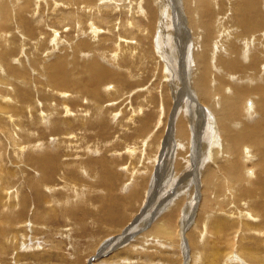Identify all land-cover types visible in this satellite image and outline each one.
<instances>
[{"label": "rangeland", "instance_id": "1", "mask_svg": "<svg viewBox=\"0 0 264 264\" xmlns=\"http://www.w3.org/2000/svg\"><path fill=\"white\" fill-rule=\"evenodd\" d=\"M86 1L99 3L94 14L110 17L108 22H96ZM139 1L144 17L138 15L136 29L121 24L127 0H0V51L7 49L10 69L29 70L27 80L13 79L0 63V264H264V148L256 154L242 144V178L231 182L221 168L229 150L225 145L223 151L212 111L198 106L192 87L203 25L194 26L183 0ZM105 2L115 7L113 13L104 10ZM209 2L216 13L211 58L225 43L229 55L223 59L243 61L248 44L240 27L229 22L241 0ZM257 2L264 19V0ZM20 17L31 32L27 40ZM252 53L264 58V29L255 35L249 58ZM60 63L68 94L42 98L33 82L37 71ZM210 64L212 100H220L218 75L224 78L223 94L239 100L240 119L229 122L236 126L233 133L264 123L257 95L239 99L241 91L264 83L253 84L221 65L216 69L213 58ZM260 68L263 77L264 64ZM101 71L105 78L96 77ZM22 80L28 83L20 87ZM83 86H89L86 93ZM23 92L32 95L19 103L15 98ZM180 120L188 123L189 136L178 142ZM45 154L53 164L31 163ZM206 167L213 171L209 190L201 178Z\"/></svg>", "mask_w": 264, "mask_h": 264}, {"label": "bare ground", "instance_id": "2", "mask_svg": "<svg viewBox=\"0 0 264 264\" xmlns=\"http://www.w3.org/2000/svg\"><path fill=\"white\" fill-rule=\"evenodd\" d=\"M27 1V0H26ZM29 1V0H28ZM63 3L66 1V0H62ZM128 2L130 0H127ZM137 1L139 0H134V2L136 3ZM182 1V0H181ZM134 2H129V6L130 8H128V6H124L123 8L127 7V11L128 13L127 14H124L125 16L124 17H131L132 18V21H126V19L124 17H121L123 18L122 21H121V24L122 25H128L129 27H132V28H136V29H139L141 28V26L138 24L140 22L141 19H138V15L144 17V13H143V8L140 7V6H137L139 3L135 4L134 7H132L131 5H134ZM183 8L184 10L188 13L189 16L192 17V20L191 22L194 24V26H197V25H203L204 29H205V38L203 39V43H204V46L201 47L200 51L198 52V57L196 56V59H194L193 61L197 63V67L199 69V74H198V77L192 82V87H193V90L196 91V94H197V97L199 98L200 102L198 104L199 107H206L204 104H207L208 108L207 109H211V113L213 114L215 120L217 122V125H218V130L220 131L221 133V136L223 138L222 140V146H223V151L226 149L225 148V145L227 146L228 150H229V153H228V156H230V158L228 159L227 161V164L224 167H221L223 170H224V173L226 174V176L228 178H231V182L234 183V181H237L239 180V178H242L241 177V165L242 164L240 162V156L242 155V144L244 143H249L250 145V148L252 147L256 154H257V150L259 151L260 149H263L264 148V123L263 122H258L254 125H247V126H244L242 128V130L240 132L237 131V133H233V131L231 130V127L234 129L236 126H233V125H229V122L233 120V118H238L239 114H240V107H239V100H232L230 101V96H227V95H224L223 94V83L225 84L224 82V78L220 75H218L214 80L218 82V88L216 89V93H217V96L219 95L220 97V100H219V103L217 102H214L212 100V91L210 90V86H208V83L210 84L211 83V78H212V71H211V64H210V60H212V58L214 59V62L215 64H213L215 66L216 69H218V65H221V68H224V69H230V70H233V71H236V72H240V73H243L244 77H247L248 78V81H256L257 83L259 82V86L262 85L264 83V79H262L263 77L261 76V74L263 73H260L261 72V64H264V58L262 59V56H255L253 57V53H252V56L249 58V56L251 55V44L253 42V39L255 38V35L257 34V32L261 31L262 29H264V19L261 18V14H260V10H259V5H258V2L257 0H241V2H239L237 5L233 6V15L229 22H232L231 24H236L237 25V28L238 26L240 27V31L243 32V40L246 41V43L248 44L247 46V49L243 52V55L242 57L244 56L243 58V61H239L237 60L235 57H226L223 59L222 55L223 53L225 55H229V52H227V50L225 51V43L222 41L220 42V44L223 45L224 43V48L219 51L218 53H215V57L214 55L212 56L211 58V54H209V49H210V45H211V42L213 41V36L211 34V30H212V22H213V18L216 16V13L212 12L210 7H212L211 5V2H209V0H197V5L194 6L193 4V1L192 0H183ZM84 3H89L90 6L88 7L90 9V12L92 13L93 16H95L94 20L96 22H98L99 20L102 21V22H108V19L110 17L108 16H104V15H101V14H98L97 16L94 14L95 12L99 11V3H93L92 1H86ZM103 3V2H102ZM192 3V5H191ZM3 4V3H2ZM110 3H104L102 4L104 7V10H109L111 13L114 12L115 10V7L111 8L112 6L109 5ZM221 4V3H220ZM222 6V5H221ZM168 8V7H167ZM25 9V7H24ZM121 9V8H120ZM141 9V10H140ZM4 10V9H3ZM165 8L161 11H164ZM132 12V13H131ZM164 14V12H163ZM167 14V18L169 16V11L166 13ZM213 17V18H212ZM19 22H20V25L21 27L23 28L24 30V33H23V39L24 40H27V37L29 35H31V32L23 25V22H25L23 20V18H18ZM136 20V22H135ZM180 20V19H179ZM120 21V20H119ZM176 24V23H175ZM192 24V25H193ZM93 27H95V25H93V23L91 22L90 24ZM113 25V24H112ZM111 24L107 25V26H112ZM220 24H218L219 26ZM106 26V27H107ZM127 26V27H128ZM151 27V26H150ZM184 27V26H183ZM220 27V26H219ZM228 27V26H227ZM182 28V27H181ZM111 29V27H107L105 28L104 30H109ZM126 31V29H124ZM238 29H236L237 31ZM92 31V30H90ZM224 31V30H223ZM235 31V32H236ZM94 32L96 33V31L94 30ZM128 32V31H127ZM126 32V33H127ZM135 32V30H134ZM234 33V32H233ZM237 33V32H236ZM128 34V33H127ZM160 34V32H159ZM178 35H182V33H178ZM238 34V33H237ZM129 35L131 37H133V32H129ZM165 36V34H163ZM187 35V34H186ZM231 35V33H230ZM22 36V35H21ZM123 36V35H122ZM237 35H235V38L237 39L238 37H236ZM93 37V36H92ZM143 37V36H142ZM172 37V36H171ZM183 37V36H182ZM233 37V36H232ZM240 37V36H239ZM168 38V37H167ZM203 38V37H202ZM234 38V37H233ZM234 38V39H235ZM242 38V37H240ZM128 40V36H124L123 37V40ZM231 39V38H230ZM233 40V39H232ZM241 40V39H238V41ZM221 41V40H220ZM255 41V40H254ZM242 42V41H241ZM206 43V44H205ZM230 43H231V40H230ZM124 44V43H122ZM234 44V43H233ZM206 45V47H205ZM232 45V44H229V46ZM196 46V45H195ZM198 46V45H197ZM255 46V45H254ZM0 47H2V45L0 44ZM34 47L35 49L38 47L37 45V42H34ZM223 47V46H222ZM231 47V46H230ZM229 47V49H231ZM234 47V46H233ZM258 47V45H257ZM128 49L126 47V45H122V48L121 49ZM255 48V47H254ZM173 49V48H172ZM262 49V47H261ZM259 48V50H261ZM6 50L7 49H3V53L0 51V63H3L6 67V70L5 71H2L3 73H6V71H10L12 72V77L13 79H15L16 77L18 78H23V79H26V77H28V71L26 70H22V66L20 65V67H16V68H11L9 62H8V59L6 58ZM120 50V49H119ZM256 49H254L255 51ZM258 50V49H257ZM123 50H121V53H122ZM170 51V50H169ZM235 51V50H234ZM262 51V50H261ZM125 52V51H124ZM231 52V51H230ZM236 52H239V54L237 53V56L238 58H240V53H241V48L238 49V51ZM253 52V51H252ZM129 53V52H128ZM255 53V52H254ZM260 53V52H259ZM262 53V52H261ZM260 53V54H261ZM149 54V53H148ZM197 54V53H196ZM125 57V55H124ZM262 59V60H261ZM245 62H248L247 64H245ZM34 65H39L36 61L32 60V62ZM19 64V63H18ZM44 65V64H43ZM223 65V66H222ZM30 66V65H29ZM40 66V65H39ZM263 66V65H262ZM35 68V67H34ZM26 69V68H25ZM46 69V70H44ZM42 68V71H37L40 73V76H44L42 77V79H39L40 76L38 77V79H34L33 82H36V84H38L39 88H35L37 89V91L39 92V94L41 95L42 98H46L48 99L49 97H51V94L52 92H54V94H58L60 93L59 95L61 96L62 94L61 93H64V95L66 96L68 94L67 92V86H66V80L65 78L63 77V72H62V63H60L59 65H56V64H50L48 65V67L46 68ZM223 69V70H224ZM194 72H195V69H194ZM227 72V71H226ZM230 73V72H229ZM233 74V73H232ZM235 74V73H234ZM233 74V75H234ZM222 75V73H221ZM228 75V74H227ZM107 76V74H105L103 71H101L99 74H96V77H101V78H105ZM236 76V75H235ZM44 78V79H43ZM214 78V77H213ZM110 79V78H109ZM227 79V78H226ZM26 80H22L20 81L19 85L20 87H23V86H26L27 85V81ZM230 81V80H229ZM247 81V84H249ZM228 82V81H227ZM126 83V82H125ZM229 84V83H228ZM227 84V85H228ZM245 84V83H244ZM253 84H255V82H253ZM29 85V84H28ZM120 86V85H118ZM122 86V84H121ZM255 86V85H254ZM48 88L47 90H45L44 92V89ZM89 86H83L82 87V92H85L86 93V89L88 88ZM191 87V88H192ZM241 87V86H239ZM50 88V89H49ZM21 89V88H20ZM241 89V88H240ZM245 89V88H244ZM15 90V89H14ZM213 90V89H212ZM235 90V89H233ZM238 90V89H237ZM214 91H215V88H214ZM236 91V90H235ZM18 92V91H17ZM15 92V93H17ZM51 92V93H50ZM253 93L255 94V96L257 95L258 96V99H257V109L260 113H264V86L263 87H251L250 88V91H241L240 94H239V99L242 100L243 98L247 97L248 96V93ZM10 93L14 94L13 91H10ZM32 94L30 92H23L21 94L18 95V98L16 97L15 100L17 99V101L20 103L22 101V98H26V97H29L31 96ZM38 95V94H37ZM53 95V94H52ZM97 93H92L90 96H93V97H97ZM214 95V94H213ZM233 95V94H232ZM11 96V95H10ZM234 96V95H233ZM237 96V95H235ZM215 97V95H214ZM11 98H13L14 100V96L12 95ZM54 98V97H52ZM91 98V97H90ZM94 98V100H95ZM55 99V98H54ZM219 99V98H218ZM5 100V98L3 99ZM91 100H93V98H91ZM212 100V101H211ZM221 100H224V101H221ZM52 100L50 101H47V102H51ZM63 103L64 100H62ZM46 102V101H45ZM67 102V101H66ZM211 102V103H210ZM215 103H216V107H215ZM49 104V103H48ZM48 104L44 103V106L48 109ZM184 104V103H183ZM30 106V104H28ZM23 106V105H22ZM250 106V105H249ZM28 107V106H27ZM63 107V106H62ZM194 107V106H193ZM34 108V106L31 107V109ZM45 108L46 112H47V109ZM7 109V108H6ZM66 109V108H65ZM102 109V108H101ZM245 109V108H244ZM2 110V108H1ZM36 110V109H35ZM49 110V109H48ZM58 110V109H57ZM253 110V109H252ZM15 111V109H14ZM16 112V111H15ZM18 112V111H17ZM49 112V111H48ZM138 112V111H136ZM162 112V111H161ZM247 112V111H246ZM50 113V112H49ZM48 113V115H49ZM60 113V112H59ZM67 113V112H66ZM52 114V113H51ZM50 114V115H51ZM103 114V113H102ZM137 114V113H136ZM139 114V113H138ZM137 114V115H138ZM5 115V114H4ZM47 115V114H46ZM181 115V114H180ZM250 116V114H249ZM19 117V116H18ZM17 117V118H18ZM44 118V117H43ZM50 118V116H49ZM19 119V118H18ZM240 119V118H238ZM264 119V118H263ZM50 120V119H49ZM50 122V121H49ZM55 127V126H54ZM193 127V126H192ZM71 128V127H70ZM53 129V128H52ZM56 127L55 129L53 130V133L56 132ZM188 132H189V129H188V123L185 121H178V124H177V127L175 129V133H176V138L179 141H186L187 138H188ZM32 133V132H31ZM58 133V131H57ZM33 135V134H32ZM214 135V134H213ZM25 136V135H24ZM33 138V137H32ZM217 140V139H216ZM219 140V139H218ZM36 141V140H35ZM33 140V142H35ZM32 142V143H33ZM17 144V141H14L12 144ZM15 144V145H16ZM40 146L38 148H42V145L41 143H38ZM216 144H219V141H217ZM20 145V143H19ZM248 146V144H247ZM14 147V146H13ZM19 147V146H18ZM36 147V146H33V148ZM204 151V153H207V151L205 150L204 146H201ZM17 148V146L15 147ZM14 149V148H13ZM245 149L247 148H243L244 152H247ZM17 150V149H15ZM210 150V148H209ZM218 150V149H217ZM216 150V151H217ZM264 150V149H263ZM211 151V150H210ZM261 151V150H260ZM22 152V151H21ZM45 153V152H44ZM211 153V152H210ZM216 153V152H213V154ZM223 153V152H222ZM248 153V152H247ZM253 154V153H252ZM47 154L45 155H39L37 158L35 159H31V163L34 164V165H40L42 164L43 167L45 168V166L50 163H52V160H50V158H52V156H46ZM207 155V154H206ZM217 155V154H216ZM224 155V153H223ZM227 155V154H226ZM44 156H46V158H43ZM182 156V155H181ZM247 156V155H246ZM263 156V155H261ZM54 158V157H53ZM39 159V160H38ZM57 158H55L56 160ZM175 159V158H174ZM54 160V161H55ZM203 161H204V158H203ZM81 163V162H80ZM79 163V164H80ZM86 163V162H85ZM28 164V163H26ZM31 164V165H32ZM53 164V163H52ZM78 164V165H79ZM87 164V163H86ZM30 165V163H29ZM28 165V166H29ZM51 165V164H50ZM49 165V166H50ZM94 165V164H93ZM27 166V165H26ZM47 167V166H46ZM32 168V166H31ZM243 168V167H242ZM264 168V167H263ZM43 169V168H42ZM41 169V170H42ZM47 169V168H46ZM38 170V169H37ZM222 170V171H223ZM46 171V170H45ZM44 171V172H45ZM40 172V171H39ZM43 172V171H41ZM46 173V172H45ZM75 174V173H74ZM46 175V174H45ZM86 175V174H85ZM201 178L204 180V186L207 184V188L209 190V187H213L211 186V183H212V176H213V171L212 169L206 167L203 172L201 173ZM47 176V175H46ZM216 176L214 175V178ZM218 177V176H217ZM41 178V177H40ZM219 178V177H218ZM201 179V180H202ZM263 180V179H262ZM46 181V180H45ZM230 181V180H229ZM31 182V181H30ZM50 182V181H49ZM219 182V181H218ZM243 182V181H242ZM46 184V182H45ZM44 185V183H43ZM49 185V184H48ZM219 185V184H218ZM264 185V184H263ZM32 186V185H31ZM47 186V184L45 185ZM206 187V186H205ZM213 189V188H212ZM205 190V189H204ZM39 191V190H38ZM187 192V191H186ZM209 192V191H208ZM220 192V190H219ZM236 192V191H235ZM242 192V191H241ZM210 193V192H209ZM243 193V192H242ZM246 193V191H245ZM40 194V193H39ZM212 194V193H211ZM241 194V193H240ZM249 194V193H248ZM208 195V194H207ZM237 196V195H236ZM239 196V195H238ZM211 197V196H210ZM209 197V198H210ZM207 198V196H206ZM235 199V198H234ZM207 202V201H206ZM7 208V207H6ZM108 212V211H107ZM249 212V211H248ZM109 213V212H108ZM108 213H106L107 215H109ZM249 215V214H248ZM174 217V213H172V216L168 217L169 221L171 222V220L173 219ZM250 217V215H249ZM21 218V217H20ZM23 218V217H22ZM21 218V219H22ZM104 219V218H103ZM106 222H110V219H109V216H106ZM167 224V223H166ZM168 225V224H167ZM158 233H160V230H157ZM1 232V231H0ZM1 234H5V233H1ZM171 234V233H170ZM169 235V234H168ZM158 243V242H157ZM22 257V256H21ZM123 261V260H121ZM122 263V262H121Z\"/></svg>", "mask_w": 264, "mask_h": 264}]
</instances>
